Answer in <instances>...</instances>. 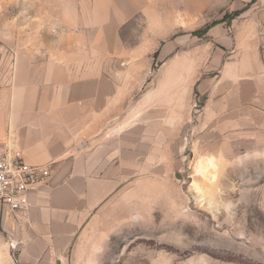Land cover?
Masks as SVG:
<instances>
[{
    "label": "rangeland",
    "instance_id": "374dc122",
    "mask_svg": "<svg viewBox=\"0 0 264 264\" xmlns=\"http://www.w3.org/2000/svg\"><path fill=\"white\" fill-rule=\"evenodd\" d=\"M91 1L0 0V146L20 50ZM133 5L106 62L129 86L106 128L120 183L64 264H264V0ZM11 242L0 226V264Z\"/></svg>",
    "mask_w": 264,
    "mask_h": 264
},
{
    "label": "crops",
    "instance_id": "0c3cea01",
    "mask_svg": "<svg viewBox=\"0 0 264 264\" xmlns=\"http://www.w3.org/2000/svg\"><path fill=\"white\" fill-rule=\"evenodd\" d=\"M71 10L46 24L43 43L21 49L15 64L22 98L6 110L3 144L27 163L53 162L50 182L35 189L26 211L0 206L16 264L66 263L75 237L120 183L118 170L108 171L106 128L129 86L125 72L116 80V65L106 62L117 59L118 28L134 12L133 0H92Z\"/></svg>",
    "mask_w": 264,
    "mask_h": 264
},
{
    "label": "built area",
    "instance_id": "2783aa9c",
    "mask_svg": "<svg viewBox=\"0 0 264 264\" xmlns=\"http://www.w3.org/2000/svg\"><path fill=\"white\" fill-rule=\"evenodd\" d=\"M52 164L27 163L18 148L0 146L1 208L13 214L26 211L35 189L49 182Z\"/></svg>",
    "mask_w": 264,
    "mask_h": 264
},
{
    "label": "trees",
    "instance_id": "16d2710c",
    "mask_svg": "<svg viewBox=\"0 0 264 264\" xmlns=\"http://www.w3.org/2000/svg\"><path fill=\"white\" fill-rule=\"evenodd\" d=\"M234 15H237V13L234 14ZM232 18H233V17H232ZM216 23H218V22L215 21V22L211 23L210 25H207V26L204 28L203 31L206 32L210 27L214 26ZM205 32H204V33H205ZM194 34H200V35H201V34H203V33L200 32V31H196V32H194ZM155 55H157V53H156Z\"/></svg>",
    "mask_w": 264,
    "mask_h": 264
},
{
    "label": "bare ground",
    "instance_id": "6f19581e",
    "mask_svg": "<svg viewBox=\"0 0 264 264\" xmlns=\"http://www.w3.org/2000/svg\"><path fill=\"white\" fill-rule=\"evenodd\" d=\"M200 168H202V167H201V165L199 166V168H198V169H200Z\"/></svg>",
    "mask_w": 264,
    "mask_h": 264
}]
</instances>
